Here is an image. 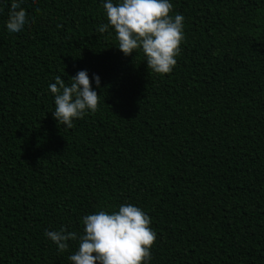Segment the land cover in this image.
<instances>
[{"label": "trees", "instance_id": "16d2710c", "mask_svg": "<svg viewBox=\"0 0 264 264\" xmlns=\"http://www.w3.org/2000/svg\"><path fill=\"white\" fill-rule=\"evenodd\" d=\"M0 0V264H72L45 231L140 207L150 264H264V0H170L177 64L125 56L106 0ZM117 3L118 0H113ZM86 70L99 110L59 125L49 89ZM100 77L97 87L95 76Z\"/></svg>", "mask_w": 264, "mask_h": 264}, {"label": "clouds", "instance_id": "9594fccd", "mask_svg": "<svg viewBox=\"0 0 264 264\" xmlns=\"http://www.w3.org/2000/svg\"><path fill=\"white\" fill-rule=\"evenodd\" d=\"M22 0H12L7 30L19 33L29 24L28 13L21 7ZM108 23L97 29L103 34L113 28L118 48L125 56L142 50L149 70L170 74L177 64L184 40L182 14L171 15L170 0H106L103 4ZM70 86L61 76L49 85L54 95L53 117L68 128L73 121L83 119L89 112L99 110L100 95L92 87L86 70L70 77ZM97 87L100 77L95 76ZM83 234L67 231H45L60 252L69 249V241H79L78 250L68 259L72 264H150L157 234L151 218L140 207L122 204L118 211L100 210L82 218Z\"/></svg>", "mask_w": 264, "mask_h": 264}]
</instances>
